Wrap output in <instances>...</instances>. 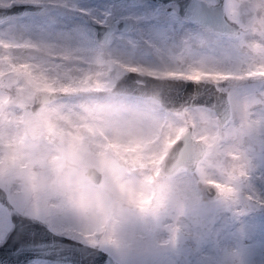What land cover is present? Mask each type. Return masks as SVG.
I'll return each mask as SVG.
<instances>
[{
    "label": "rangeland",
    "instance_id": "obj_1",
    "mask_svg": "<svg viewBox=\"0 0 264 264\" xmlns=\"http://www.w3.org/2000/svg\"><path fill=\"white\" fill-rule=\"evenodd\" d=\"M212 3L215 0H205ZM231 7V14L226 15L238 25V32L228 34L223 45L217 43L205 29L197 24V30L188 34L180 33L178 41L189 40L191 45L184 51L183 59L177 63L167 54L157 57L153 75L174 76L186 70L197 61H211L213 57L239 63L241 68L251 63L264 61V0H225ZM89 0H68V7L54 10L47 19L59 17L66 23L82 21L90 24L87 17H81L79 9L85 7ZM155 6L164 4L148 0ZM173 7H175L172 4ZM57 27H63L58 24ZM31 35V34H29ZM216 35H227L216 33ZM16 39L25 35L15 33ZM238 37V39H232ZM33 39L36 37L33 36ZM204 40L205 43H198ZM37 53L8 44H0V140L10 139L16 142L17 134L27 129L33 134L42 126H48L57 133L72 138L87 153L88 144L111 152L115 156L118 146L111 143L103 132L95 131L85 124L80 109L79 98L88 94L66 96L39 105L31 109L34 93L39 90H61L54 87L57 73L45 75L36 59ZM67 67L61 68L59 75L65 79L78 80L81 77L91 79L98 91L109 89L117 78L107 79L108 70L93 63L84 71L71 65L67 58ZM131 70V69H130ZM229 87L232 85L229 84ZM64 91L73 92L66 89ZM241 106L236 108L237 115L228 119L222 126L215 121L204 124V156L196 162L201 165L214 166L216 170L228 177L220 191L229 195L218 196L214 189L200 190L194 183L185 186L188 194L185 211L202 220L208 231L199 246L185 244L183 241L170 253L162 256V264H264V84L256 81H244L238 87ZM93 93V92H92ZM75 108V110H73ZM166 128L182 127L189 118L185 108L180 113L165 110ZM159 164V163H158ZM105 167H113L112 159H105ZM210 190H213L212 192ZM21 212L35 216L29 199L13 192L9 198ZM132 224L125 236L133 233L142 218L131 216ZM53 231L64 233L61 221L43 220ZM153 225L158 227L159 220ZM7 210L0 204V240L9 228ZM77 238V237H74ZM113 256L110 248L104 247ZM114 257V256H113ZM33 264H50L43 259L34 260Z\"/></svg>",
    "mask_w": 264,
    "mask_h": 264
},
{
    "label": "clouds",
    "instance_id": "obj_2",
    "mask_svg": "<svg viewBox=\"0 0 264 264\" xmlns=\"http://www.w3.org/2000/svg\"><path fill=\"white\" fill-rule=\"evenodd\" d=\"M79 103L82 122L108 136L118 146L117 154L91 144L85 153L72 138L48 126L36 134L22 129L17 145L26 159L35 157L43 167L32 173L18 170L11 190L27 193L41 212L55 209L56 219L70 225L85 246L110 248L113 264H162V256L181 241L199 246L209 229L186 213L185 186L211 188L222 197L229 193L213 185L224 186L228 177L207 164L198 171L175 149L156 163L162 158L161 130L171 119L162 97L148 89L116 86L80 97ZM106 158L113 167H105ZM149 196L151 203L141 211L137 199ZM131 216L142 221L125 236Z\"/></svg>",
    "mask_w": 264,
    "mask_h": 264
},
{
    "label": "snow or ice",
    "instance_id": "obj_3",
    "mask_svg": "<svg viewBox=\"0 0 264 264\" xmlns=\"http://www.w3.org/2000/svg\"><path fill=\"white\" fill-rule=\"evenodd\" d=\"M67 7L68 0H0V44L6 43L14 48L37 53L36 59L41 71L45 75L57 73L53 86L61 90H74L64 91L65 96L98 91L91 79L81 77L73 80L59 75L60 69L68 66L64 63L66 58L81 71L95 63L108 70L107 79L111 80L115 74L121 77L120 87L135 90L134 82L138 79L145 84L156 79L148 74L158 71L155 67L157 57L167 54L169 59L180 63L191 42L178 41L176 37L180 33L194 32L198 27L192 22L189 13L181 15L179 4L175 7L172 4L153 7L148 0H89L85 7L79 9V14L87 17L90 24L82 21L66 23L59 17L47 19L54 10ZM223 12L224 15L231 14V7L225 0ZM58 24H63V27H57ZM95 26H99V32ZM199 26L220 45L228 38V34L216 35L215 21L210 13L200 20ZM16 32L23 33L25 38L18 41ZM33 36L36 38L33 39ZM198 43L203 44L205 41L199 40ZM145 76L147 79H142ZM168 79L180 82L175 87L192 96L197 95L192 91L193 85H209L222 93L223 103L209 106L192 100L191 106L185 107L189 118L182 127L161 130L162 158L156 163H161L170 149L177 150L185 157L190 145L202 143L205 139L201 126L213 121L219 126L221 114L224 119L234 118L237 115L236 108L242 104L239 85L249 80L264 84V61L241 68L231 58L227 61L219 57H213L211 61L201 59ZM229 84L232 86L229 87ZM42 167L43 161L35 157L26 159L15 141L0 140V199L12 196L11 180L18 170L32 173ZM213 186L221 188L220 185ZM15 193L28 198L27 193L22 190ZM150 203L151 196L137 199L141 211ZM34 212L36 218L42 221L52 222L56 219L55 209L41 212L34 208ZM62 224L66 238L76 237L70 225L64 222Z\"/></svg>",
    "mask_w": 264,
    "mask_h": 264
},
{
    "label": "water",
    "instance_id": "obj_4",
    "mask_svg": "<svg viewBox=\"0 0 264 264\" xmlns=\"http://www.w3.org/2000/svg\"><path fill=\"white\" fill-rule=\"evenodd\" d=\"M161 4L180 5V13L190 14L192 21L200 24V20L207 14H211L218 33L235 34L238 25L229 19L223 12V0H215L207 3L205 0H153ZM187 6V7H185ZM35 11V10H33ZM91 23V21H90ZM99 32V26H95ZM129 71H131L129 69ZM156 77L151 83H142L138 79L134 83L135 89H148L162 97L165 110L180 113L186 106H191L192 100L197 104L214 106L223 103L222 93H218L213 87L202 84L193 85V93L185 94L181 89L175 87L177 83L168 78L171 76L153 75ZM142 79H147V76ZM121 77H117L110 88L119 86ZM186 87V86H185ZM64 90H39L34 93L31 109H36L43 103L66 97ZM70 92V91H68ZM71 96V95H67ZM172 97V99L170 98ZM228 119L221 114L222 126ZM205 154V144L194 143L189 146L185 155V161L195 167L196 162ZM211 192L213 190H210ZM0 204L7 210L10 226L0 240V264H33L36 259H43L50 264H113L114 257L106 250L87 247L77 238H66L64 233L53 231L44 221L19 211L9 200L0 199ZM264 215V207L262 209Z\"/></svg>",
    "mask_w": 264,
    "mask_h": 264
},
{
    "label": "trees",
    "instance_id": "obj_5",
    "mask_svg": "<svg viewBox=\"0 0 264 264\" xmlns=\"http://www.w3.org/2000/svg\"><path fill=\"white\" fill-rule=\"evenodd\" d=\"M161 261H162V263H163L164 260H161Z\"/></svg>",
    "mask_w": 264,
    "mask_h": 264
}]
</instances>
